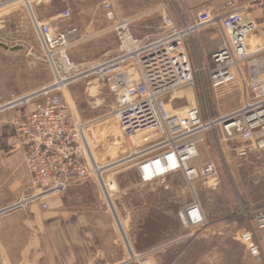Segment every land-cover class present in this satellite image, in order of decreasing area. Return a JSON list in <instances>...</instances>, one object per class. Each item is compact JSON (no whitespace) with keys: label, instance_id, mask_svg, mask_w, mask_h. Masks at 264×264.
Returning a JSON list of instances; mask_svg holds the SVG:
<instances>
[{"label":"built area","instance_id":"obj_1","mask_svg":"<svg viewBox=\"0 0 264 264\" xmlns=\"http://www.w3.org/2000/svg\"><path fill=\"white\" fill-rule=\"evenodd\" d=\"M101 6L112 22L118 49L113 55L92 61L77 63L70 57L69 40L76 29L57 31L49 22L33 21L53 79L0 103V114L16 111L9 126L24 150L23 164L38 190L2 212L34 202H41L46 209L45 198L64 193L93 177L111 205L106 193L113 200L117 181L107 179L106 185L105 173L129 161H135L138 179L145 185L181 173L190 186L196 180L209 179L213 189H218L221 180L216 164L194 163L200 156L202 135L216 127H220L222 141L230 151L244 160L252 152L264 151V0H227L219 13L203 8L182 26L164 13L161 32L144 38L133 34L131 22L120 14L116 0H102ZM255 11L263 13V26L259 17L254 16ZM69 16V10L59 14L61 20ZM209 25L218 27L223 38L208 69L210 87L217 89L240 79L246 93L237 108L206 119L197 104L180 113L168 108L167 99L195 84L198 70L192 65L185 39ZM60 58L65 60V66ZM93 78L102 81L116 97L114 113L123 133L141 141L127 156L107 164L90 157L86 145L88 122L79 118L65 96L72 84ZM235 141L242 145L230 148ZM241 211L246 219L256 213L254 220L264 238V208L252 211L242 207ZM179 216L189 227L207 224L197 198L184 206ZM238 239L252 257L262 256L252 228L242 231Z\"/></svg>","mask_w":264,"mask_h":264},{"label":"rangeland","instance_id":"obj_2","mask_svg":"<svg viewBox=\"0 0 264 264\" xmlns=\"http://www.w3.org/2000/svg\"><path fill=\"white\" fill-rule=\"evenodd\" d=\"M158 2L116 0V5L123 17H136L131 20L132 32L144 38L161 32L164 12ZM101 3L102 0H32L30 7L21 0L9 3L0 0V42L8 48L21 47L10 51L0 46V103L38 89L53 79L33 23L35 18L49 22L57 31L76 29L70 36L68 53L77 63L115 54L118 42ZM65 10L70 11V16L61 20L59 14ZM191 15L185 11L174 13L180 26L187 23ZM259 22L263 26L261 16ZM200 32H207L215 38H199L195 34L189 41L192 59L199 56L198 61L195 59L198 70L195 84L168 97V108L184 113L189 106L197 104L205 118L216 117L242 104V87L237 83L209 88L205 64L208 60L213 62L210 54L220 47L222 37L214 25ZM204 53L208 54L207 61L203 59ZM201 67L203 71H199ZM65 96L79 118L88 122V139L100 164L121 159L141 144L138 137L123 133L114 113L116 97L102 81L95 78L81 80L69 86ZM13 112L9 110L0 114V147L5 146L4 137L12 133L4 116ZM199 151L200 156L194 163L216 164L221 180L218 189H213L209 179L196 180L190 186L181 173L171 175L163 182L145 185L138 179L135 161H129L105 173L106 179L115 178L117 181L113 205L110 198L111 205L108 203L99 182L93 177L64 193L48 196L46 210H58L53 207L52 199L85 187L70 195L63 209L101 213L97 223L112 225L118 245L128 250L125 256L129 261L134 258L124 239L123 229L135 252L144 253L137 258L141 264H154L161 257L162 264H264L263 255L252 257L238 239L242 230L252 225V213L246 219L241 208H264V151L252 152L244 161L237 159L222 141L220 127L202 135ZM21 167L25 173L24 164ZM195 198L200 201L207 217V224L203 227L186 226L179 216L181 209ZM113 212L123 221L124 227L118 222L121 229Z\"/></svg>","mask_w":264,"mask_h":264},{"label":"crops","instance_id":"obj_3","mask_svg":"<svg viewBox=\"0 0 264 264\" xmlns=\"http://www.w3.org/2000/svg\"><path fill=\"white\" fill-rule=\"evenodd\" d=\"M180 1L182 0H159L158 7L164 13L174 17L175 20V12L182 13L185 11L192 14L188 21L190 22L196 17L197 12L203 8L213 9L219 13L227 0ZM253 14L257 17L263 15L261 11H255ZM124 18L132 22L131 20L136 17L128 15ZM210 26L212 25L205 27L203 31ZM220 34L222 37L221 31ZM195 36L204 37L205 39L208 36L212 39L215 38L207 32L196 33ZM190 40H192V37L185 39L188 52ZM217 49L212 51L210 59ZM203 55V59L207 61L208 54L204 53ZM190 58L195 68V62L198 61L199 56L196 55L192 59L190 55ZM212 65L213 62L209 63L208 60L204 69L208 72ZM237 83L241 84L242 99H244L246 90L243 87V81L239 79L230 84L235 85ZM208 86L211 89L209 77ZM15 114L16 111L13 114L5 115V121L9 123ZM11 132V135L7 134L4 137L5 146L0 147V264H141L138 263L137 258L144 255V253L136 252L138 256L134 257L132 261L127 260L125 255H128V250H124L118 245V239L112 225L109 223V226H103L97 223L98 218L102 216L101 213L83 209L75 211L63 209L65 204L69 202L70 195L85 189V187L75 191L72 189L67 196L52 199L53 207L58 208L55 211H47L42 208L41 202H34L2 212L3 209L8 208L20 199L31 196L38 190L26 168L27 174L24 173V170H20V168L22 169L24 150L18 137L12 130ZM241 144L240 141L232 143V145H236L235 147ZM234 154L237 159L244 161V158L238 156L236 152ZM44 201L48 203L46 198ZM253 209L256 210V208ZM114 214L118 223L119 215ZM255 214L252 213V225L250 224L248 229L252 228L255 231L264 257V238L254 220ZM119 229H121L120 226ZM244 230L246 229L242 231ZM162 261L161 257L154 264H162Z\"/></svg>","mask_w":264,"mask_h":264},{"label":"bare ground","instance_id":"obj_4","mask_svg":"<svg viewBox=\"0 0 264 264\" xmlns=\"http://www.w3.org/2000/svg\"><path fill=\"white\" fill-rule=\"evenodd\" d=\"M26 6H30L31 7V1L32 0H21ZM6 3H9V2H6ZM9 6H11V5H9ZM8 6V7H9ZM36 19L37 18H35L34 19V21H36ZM87 149H88V152H89V154H90V157L95 161L96 160V162L97 163H99V161L97 160V158L95 157V154H94V152H93V150H92V148H91V144H90V142H89V139H88V135H87ZM100 173H101V171H99V179H100V181L102 182V184H104L103 183V180L101 179V175H100ZM104 182L106 183V185H107V179L105 178V176H104ZM107 194V196H108V198H110V196L108 195V193H106ZM111 200V199H110ZM111 202H112V205L114 204L113 203V200H111ZM115 206V205H114ZM115 208V207H114ZM116 212H117V210H116ZM119 215V214H118ZM118 220H119V222H120V224H122V227H124L123 225V221L121 220V217L120 216H118ZM123 234H124V239H125V241H126V243L128 244V246L130 247V250H131V254H132V258H134V257H136V256H138L137 254H136V252H135V250L133 249V247L131 246V243H130V241H129V238H128V235H127V232H126V230L125 229H123Z\"/></svg>","mask_w":264,"mask_h":264},{"label":"water","instance_id":"obj_5","mask_svg":"<svg viewBox=\"0 0 264 264\" xmlns=\"http://www.w3.org/2000/svg\"><path fill=\"white\" fill-rule=\"evenodd\" d=\"M0 46L1 47H5L7 49H9L10 51H15L17 49H21V47H12V48H8L7 46H5L3 43L0 42ZM61 62L63 63V65L65 66V60L60 58Z\"/></svg>","mask_w":264,"mask_h":264}]
</instances>
